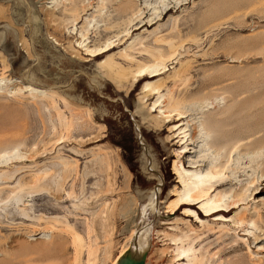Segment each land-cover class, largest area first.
<instances>
[{
	"label": "rangeland",
	"instance_id": "1",
	"mask_svg": "<svg viewBox=\"0 0 264 264\" xmlns=\"http://www.w3.org/2000/svg\"><path fill=\"white\" fill-rule=\"evenodd\" d=\"M65 1L0 0V264H111L134 230L140 212L135 209L130 190H139L137 184L149 178L139 164L145 143L137 135L141 123L131 120L140 105L137 97L142 83L128 90L137 68L153 64L158 55L177 57V64L166 63L169 71L162 77L172 75L173 71L180 74L163 83L161 94L173 91L170 103L182 102L179 106L194 120L190 133L200 142L197 153L183 158L184 164L188 167V163L202 160L199 166L203 170L221 166L226 178L218 182L222 185L220 190L238 193L235 201L246 200L247 206L240 210L256 205L264 211V205L248 199L253 189L251 182L260 178V171L264 170V0H131L124 6L127 16L119 14L111 30H105L101 21L117 15L109 0H105L102 10L89 11L78 25L63 14ZM148 6L160 7L165 13L172 11L155 26L135 31L125 45H116L117 60H113L112 69L98 68L97 60L83 62L72 50L52 40L56 36L66 37L65 46L68 41L76 44L78 36H68L66 32L86 26L84 20L94 13L95 19L87 27L89 36L94 42H104L106 36L111 38L130 28L128 19L138 18L137 10L148 12ZM49 9L54 16L47 15ZM62 17L65 20H60ZM157 26L158 34L150 35ZM136 37L142 39L149 52L135 42L131 51L127 49L133 62L119 58L116 52ZM157 38L169 46H156ZM171 43L174 49L170 48ZM78 53L83 54L81 50ZM115 72L125 73L127 80L123 77L120 81ZM26 84L46 91L47 95L33 96L21 90ZM147 124L158 135L166 133L165 148L175 146L167 152L159 148L156 156L151 145L160 146L164 136L145 134L146 147L158 158L156 164L164 166L160 173L167 179L171 176L173 149L176 159L181 145L171 141L167 127L161 132ZM249 134H253L256 145L241 152L231 150V142ZM106 148L114 153L117 185L113 195L109 194L112 162ZM117 154L123 162L134 163L130 168L132 175L121 172ZM258 181L262 191L264 179ZM174 182L166 181L169 186ZM228 182L231 183L224 185ZM121 193L124 201L118 197ZM256 197L264 200L263 194ZM109 201L115 207L106 205ZM129 219L130 224L125 226ZM188 220L198 230L195 218ZM162 226L167 228L158 232L157 238L164 243L160 254L168 256L165 263L174 264L171 260L175 246L164 234L176 232L170 231L168 224ZM236 228L233 224L230 229ZM181 230L187 233L182 237L183 245L199 250L195 264H228L233 258L242 257L249 261L250 253L255 256L258 246L264 249V240L256 243L249 237L246 239L250 252L240 245L241 251L225 256L224 250L234 241L232 235L218 241L219 236L209 232L201 233L199 239L188 231L187 225L181 226ZM178 234L181 236L179 231ZM241 234L237 231L238 237L242 238ZM221 239H228L227 243L219 245ZM154 248L158 252L162 245ZM158 257L155 254L150 264H158ZM259 257L264 264V251Z\"/></svg>",
	"mask_w": 264,
	"mask_h": 264
},
{
	"label": "bare ground",
	"instance_id": "2",
	"mask_svg": "<svg viewBox=\"0 0 264 264\" xmlns=\"http://www.w3.org/2000/svg\"><path fill=\"white\" fill-rule=\"evenodd\" d=\"M65 2H66L65 3L66 6H63V8H64L63 14L66 17L68 16L74 24L78 25V24H80L82 18L86 17L87 13L89 11H91L92 9H95L94 12H96V8L102 10L104 8L103 6H104L105 0H98L97 2H94V0H87V2H85V0H66ZM109 2L111 4H113V6L115 7L117 15L112 19H111V17L101 19V21H103L105 23V25H103V26H105V30L110 29V28L112 29L113 26H111V25L114 22H116L115 20L117 18L118 19L120 18V17H117V16H119V14L125 13L126 10H125L124 6H126L128 3H131V0L130 1L129 0H109ZM148 8H149L148 12L147 11L142 12L140 10H137V12L135 14L140 13L138 15V18L135 17L136 19H134V20L128 19L127 25L128 26L131 25L130 28L126 27L121 32H118V33L116 32V34H114V36L111 38L110 37L108 38L106 36V40L104 42H101V41L97 42V40L94 42L91 40V37L89 36L90 33H89V30L87 29V27L90 25L91 21L94 20L96 17L93 12H92L93 14H90L91 18L89 20H88V18H86L84 20L85 22L87 21L86 26L81 25L79 27L80 29L77 31L76 30L67 31V32L65 31L66 33H68V36H76V37L78 36V38L75 42L76 44H72V42L68 41V42H66L68 44V46H65L64 42L66 40V37L56 36V37H52V40L54 41V43L56 45L63 46L65 48H67L68 50L69 49L72 50L73 53H76L78 55V57L83 62H90V61H96L97 60L96 65L98 68H100V69L108 68V70H109V69L113 68V66H112V64L114 62L113 60L114 59L117 60V58H114L115 57L114 51L117 50L116 45H120V44L125 45L130 39H132L131 38L132 34L135 31H139L140 29H143L144 27L151 28V27L155 26L158 22L163 20L164 16L168 15L172 11L171 9H169L167 11V13H165V12H163V10L160 9V7H149L148 6ZM129 10H130V7H129ZM49 12H50V9H49ZM130 13H131V11H130ZM133 13H132V16H133ZM47 15L48 16H54V13L50 12V14H47ZM124 16H127V15L124 14L122 17H124ZM63 19H64L63 17L60 18V20H62V21H63ZM132 23H134V24H132ZM158 27L159 26L155 27V29L153 30L154 32H152L150 35L155 34V36H156L158 34V32L160 31ZM176 29H177V27H176ZM131 30H133V31H131ZM148 33H150V32H148ZM98 34H100V33L98 32L96 34V37ZM135 42H137L144 49V51L149 52V49L143 45L142 39H139L138 37H136L126 47L117 51L116 55L119 58L121 57V58L125 59L126 61H130V62L132 61L133 62V58L129 54H127V49L131 51L132 46L134 44H136ZM154 43L158 47L168 45L164 40H162L160 38H157ZM263 43H264V41H263ZM257 44L258 43L256 42V45ZM183 45H185V44H183ZM170 48L171 49L175 48L172 43L170 44ZM78 50H81L83 52V54L82 53L79 54ZM143 54H144V52H143ZM176 59H177V57H175V56L164 57L163 55H158L157 58H154L153 64L139 66L133 74V79H132L133 81H132L130 89L128 90V92H129L133 86H138L140 83H142L140 91L138 93V97H137L140 105L138 106V108L136 110V114L142 118L143 123H145V124L149 123L155 129H158L161 132H164L165 131L164 128L167 127L168 131L170 133V136L172 138L171 141L172 142L175 141L176 143H180V145H181L180 150H178L176 152L177 158L173 160V164H172V170H173V174L176 176L177 184H175L173 186V188L171 189L170 194H169V199L165 203L166 213H170L171 215H174V216L177 213L179 214V217H176V218L169 220L165 223V224L170 225V228H169L170 231H174V232H176V234H167V233L164 234V233H162L166 237L170 238V240L172 241V244L175 246V249H174L175 254H174V257L172 258L171 262L173 261L174 264H195L197 262V260H199L197 258V252L199 250H197L196 248L194 249L193 246L185 247L183 245L182 237L184 238V236H187V233L184 231L182 232V230H181V226H183V225H187L188 231L191 232L194 236H196L198 238H199L200 234L203 232H209V234H211V235H218L219 236L218 241L220 240L221 237H230L232 235L231 239H234V241H232V243H231L232 246L228 250H226V249L224 250L225 256H230V255L238 252L241 249V247H239L240 245H243L247 249V251L250 252V246L248 245V240L246 238H249V237L253 238L254 242H256V243H259L260 241L264 240V211H262L261 208H258L256 205L253 206L252 208H249L248 210H246V209L240 210V208L243 205L247 206L248 203L245 202L246 200L235 201V199L237 197H239V194L236 192L233 194L232 193L233 189H231L232 192L228 191L229 193L224 192L223 190L222 191L220 190L222 185H219L218 182H223V180L226 178V176L222 175L224 172H221V169H220L221 166H214L213 165L214 167L210 166L207 170H203V169H201L202 167L200 168V166H199V163L202 160L200 162L198 161L199 163H197V161H196V163H195V161L190 162V165L188 163V167L184 164L183 158L186 155H188V153H190V154L191 153L192 154L197 153V151H195V149L196 148L198 149V145L200 142L198 140L199 138L195 137L196 135L194 136L192 133H190V131H191L190 127L192 126L191 122H193L194 120L191 121L192 115L188 112H185L187 110L183 111V109L179 106L182 102L180 104L178 102H176V103L172 102L174 105L172 103H170L173 91L171 92L168 90L165 94H161V88H162L163 83L167 82L168 80L170 81V79H175L176 77L179 76L178 74H180L177 71H173L172 75H170L166 78L162 77L166 72L169 71L166 63L168 61H171L172 64H175V63L177 64ZM117 64H119V63H116V66H117ZM120 66H121V64H120ZM121 71H124V70L121 69ZM115 74L117 75V76L116 75L115 76L118 77V79L120 81H122L121 79L124 77L123 75L125 73L122 75L121 73L115 72ZM124 78H126V77H124ZM110 79H111V77H110ZM115 79H117V78H115ZM125 80H127V78ZM117 85H118V83H117ZM21 87H22L21 90H24L26 92H31V94H33V96L36 94L41 95V96L47 95L46 91L39 90L37 88H33L31 85L26 84V85H23ZM120 87L122 88V85ZM117 90H118V88H117ZM154 96L156 98L153 101V103L148 104L149 100H151L152 97H154ZM102 126H104V125H102ZM196 128L197 127L195 125V129ZM199 137H200V135H199ZM252 137H254L253 134H249V135L238 137L235 141L233 140L234 142H231V144H232L231 150L232 149H234V151L240 150V152H241L243 150H246V148L249 146L256 145L257 141L256 140L252 141ZM221 147L224 148L225 146L221 145ZM106 149H107V151L111 157L112 169H113V183H112V187L109 186V187H111V191L109 193L111 195L113 190L116 189L115 186L117 185L116 180H115L116 179V171L114 170L115 160H114V155H113L114 153L110 149H108V148H106ZM14 153L15 152H13L12 154H14ZM93 153H94V151H93ZM96 153H97V151H96ZM229 158H231V156ZM188 159H190V158H188ZM190 161H192V160H190ZM94 164L96 165V163H94ZM202 165H203V163H202ZM109 168H110V166H109ZM259 179L261 180V182L263 181L264 170L260 171V178H257V180H254L253 182H251V187L253 189H252L250 196H248V199L249 200L250 199L256 200V203H260V204L264 205V200L260 199L259 197H256L259 194L264 195V192H263L264 189L262 191H259L260 190V187L258 186V183H259L258 180ZM216 183L218 184V186H215ZM230 183L231 182H228L224 185H229ZM239 191H241V190H239ZM96 197H98V196H96ZM245 197H246V194H245ZM88 199H90V198H88ZM228 200H230V203L228 202ZM106 205H108L110 208H112L111 206L115 207V204L111 203L110 201L107 202ZM111 213H112V211H111ZM111 213L109 212V214H111ZM198 213H199V216L202 214L201 218L198 216ZM106 215H107V212H106ZM192 217L195 218V223L199 224V226H197V227H199L198 230H196V227L193 226V224H191L192 221L188 220V218H192ZM93 218H94V216H93ZM165 224H163V225H165ZM230 224H232V225L230 226ZM233 224L237 226V228L235 229L236 231H233V229H230V228H233ZM241 228H242V230H241ZM109 229L111 230L112 226H109ZM178 231L181 233V236L178 234ZM237 231L238 232L242 231V234H241L242 238L238 237ZM113 233H115V232H113ZM107 238H108V236H107ZM200 238H201V236H200ZM189 240H188V242H190ZM227 240L225 242H223V240H222L221 242H219V245L226 244ZM106 241H107V239H106ZM192 243H193V241H192ZM225 246L228 247V245H225ZM107 247H108V242L105 245V258L102 256L105 260L108 256V254L106 252ZM170 250L171 249H169V251ZM263 251H264V249L258 246V250L256 251L255 256L250 253L249 261L245 260L244 257H242V258L237 257L238 259L233 260V259H235V258H233L231 260L232 262L229 261L228 264H263L262 263V257H259V254H261ZM218 252L219 251L216 252L217 255H218ZM122 253H123V251L120 252L119 256ZM164 255H166V254H164ZM213 255L215 256L216 254H213ZM116 259L117 258H115L113 260L112 264L115 263ZM222 264H225V263H222Z\"/></svg>",
	"mask_w": 264,
	"mask_h": 264
},
{
	"label": "water",
	"instance_id": "3",
	"mask_svg": "<svg viewBox=\"0 0 264 264\" xmlns=\"http://www.w3.org/2000/svg\"><path fill=\"white\" fill-rule=\"evenodd\" d=\"M137 108L138 106L135 108L134 115L133 118L131 116V120L134 122L137 120L141 123L140 127L137 126V135L139 136V138L143 139L145 143L142 144V153L140 156L139 164L142 172L149 176V178L146 179L147 181H145V183H138L137 185L139 190H136L135 192L130 190L131 185L128 188L130 190L129 194L133 195L132 197L135 201V209L137 210V212L138 210H140V212L135 219L134 230L128 234L127 242L122 248H120L117 255L111 260V264L115 258L117 259L114 264H150V261L152 260L153 256H155V254H158V258H160V262L158 264H167L165 262L168 261V256L165 257L160 254V251L164 248V243L160 242V239H157V236L158 232L163 231L167 228L165 226L163 227L162 224H165L167 221L179 217L178 213L174 216L170 213H166L165 209V203L169 199L170 191L176 184V176L173 174L172 165L170 168L171 176L169 178L166 179L165 175L160 173L163 172L162 169L164 168V166H158L156 164L158 158L154 157L151 152L148 151L146 147L147 141L145 139V134L150 133L151 135L153 134L152 136L155 135L158 137L164 136L160 146L153 147L151 145L152 149H154L155 151L154 153H156V156L158 155L157 153L159 148L162 149L160 151L167 152L169 148L175 146L165 148L166 146H164V140L166 133H164L162 136L158 135L152 129V127H150L148 124L143 123V121L135 115ZM145 126H147L149 129L147 130ZM174 150L175 149H173V154H171V156H173V159L175 158ZM116 156L120 161L119 166L121 168V172H125L127 174L129 173L130 175H132L130 168L134 167V163L129 164L125 161L123 162L119 154H117ZM167 159L169 160L170 156ZM168 179H173L175 181L174 184L169 186V184L166 183ZM121 195L118 197L120 200L124 201L126 198L124 195ZM119 202L121 203V201ZM129 224L130 219L125 220V226ZM158 244H161L162 248L158 252H154V247H156ZM122 251L123 253L119 256L120 252Z\"/></svg>",
	"mask_w": 264,
	"mask_h": 264
}]
</instances>
